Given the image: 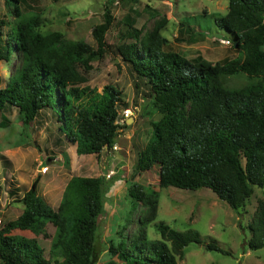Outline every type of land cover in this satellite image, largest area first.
Masks as SVG:
<instances>
[{
    "label": "trees",
    "instance_id": "16d2710c",
    "mask_svg": "<svg viewBox=\"0 0 264 264\" xmlns=\"http://www.w3.org/2000/svg\"><path fill=\"white\" fill-rule=\"evenodd\" d=\"M7 1L17 19L5 37L0 21V60L15 54L16 63L0 88V127L8 124V108H16L29 125L40 109L56 105L59 130L64 128L78 155L110 150L122 126L117 123L125 109H119L121 91L112 84L101 91L82 85L77 68L88 73L91 62L107 53L105 34L114 22V0H107L102 22L92 28L94 45L65 39L58 31L41 32L38 15H22L24 0ZM226 11L214 21L232 36L233 58L213 62L165 48V19L143 34L130 24L114 50L136 78L135 86L143 84L151 111L160 114L151 122L152 138L138 153L137 169L157 167L160 187L209 188L239 210L254 186H264V0H228ZM240 72L257 79L229 87L228 76ZM104 182L100 176L73 175L56 209L38 194V178L18 198L11 189L23 210L0 225V264H92ZM128 196L133 208L140 203L144 210L134 239L110 241L111 254L122 264H178L183 248L200 242L196 231H179L162 221L155 224L160 238L148 240L146 227L156 218L158 191L133 184ZM48 223L54 226L49 258L36 237L16 234L46 236ZM249 228L248 248L256 250L264 245V197ZM206 248L221 250L212 242Z\"/></svg>",
    "mask_w": 264,
    "mask_h": 264
},
{
    "label": "rangeland",
    "instance_id": "374dc122",
    "mask_svg": "<svg viewBox=\"0 0 264 264\" xmlns=\"http://www.w3.org/2000/svg\"><path fill=\"white\" fill-rule=\"evenodd\" d=\"M106 2L24 0L20 10L23 16L38 15L41 32L58 31L65 39L94 45L92 28L102 22ZM227 8L228 0H114L111 8L114 22L105 34L110 44L107 53L91 62L88 73L79 68L77 71L83 77L82 85L97 91L106 84L117 87L123 101L119 109H131L132 121L127 122L130 118L122 121L115 143L107 152L98 156L78 155L75 145L65 136L64 128L59 130L61 121H57L56 116L60 117L61 111L58 106L40 109L29 125L23 124L16 108H8L5 112L8 124L0 127V225L16 218L23 210V204L9 193L11 189L17 192L18 198L38 178V194L56 209L70 177L100 176L105 181L103 212L98 218L92 264H122L111 254L110 241L117 244L121 236L131 241L137 235L138 218L144 207L140 203L132 207L128 188L133 184L150 186L159 194L156 218L146 227L148 240L160 238L155 226L160 221L176 230L191 229L199 234L200 242L189 243L183 248V257H176L178 264H264V245L256 250L248 248L249 223L258 200L264 197V186H254L245 206L234 210L209 188L160 187L157 167L146 171L137 169L138 153L152 138L151 122L158 120L160 114L151 111L143 84L138 81L140 87L135 86L136 78L114 50L125 40L124 32L130 24L143 34L165 19L161 30L168 41L165 48L187 58L200 56L213 62L233 58L237 52L232 47V36L214 21L215 17L224 15ZM1 19L4 20L1 34L5 37L10 24L17 19L12 2L0 0ZM188 27L193 32L188 31ZM217 34L229 39L231 44H222ZM15 63V54L9 60H0V88ZM256 79L240 72L228 76L226 82L229 87H241ZM53 232L51 223L46 226V236L10 231L36 237L47 258ZM210 242L221 250L207 249L206 244Z\"/></svg>",
    "mask_w": 264,
    "mask_h": 264
},
{
    "label": "built area",
    "instance_id": "2783aa9c",
    "mask_svg": "<svg viewBox=\"0 0 264 264\" xmlns=\"http://www.w3.org/2000/svg\"><path fill=\"white\" fill-rule=\"evenodd\" d=\"M218 39L224 45H230L231 44L230 40L227 39V38L226 39L225 38L222 39L221 37H219ZM132 114L133 113H132L131 109H129V108L123 109L121 111V113H120V117H118L117 123L122 125L121 124L122 121L126 120L127 118H130V116H132Z\"/></svg>",
    "mask_w": 264,
    "mask_h": 264
},
{
    "label": "crops",
    "instance_id": "0c3cea01",
    "mask_svg": "<svg viewBox=\"0 0 264 264\" xmlns=\"http://www.w3.org/2000/svg\"><path fill=\"white\" fill-rule=\"evenodd\" d=\"M187 30L193 32V29H192V28L189 29V27H188ZM217 37H221V36H219V34H217ZM225 39H226V38H225ZM60 199H61V198H60ZM21 212H22V211H20L19 214H20ZM19 214H18V215H19ZM18 215H17V216H18Z\"/></svg>",
    "mask_w": 264,
    "mask_h": 264
},
{
    "label": "water",
    "instance_id": "95a60500",
    "mask_svg": "<svg viewBox=\"0 0 264 264\" xmlns=\"http://www.w3.org/2000/svg\"><path fill=\"white\" fill-rule=\"evenodd\" d=\"M219 36H221V35H219ZM129 121H132V118H130V119H127V122H129Z\"/></svg>",
    "mask_w": 264,
    "mask_h": 264
}]
</instances>
